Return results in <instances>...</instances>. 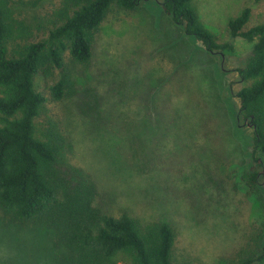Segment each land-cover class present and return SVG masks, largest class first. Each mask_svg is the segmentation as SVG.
<instances>
[{
	"label": "rangeland",
	"instance_id": "1",
	"mask_svg": "<svg viewBox=\"0 0 264 264\" xmlns=\"http://www.w3.org/2000/svg\"><path fill=\"white\" fill-rule=\"evenodd\" d=\"M28 1L8 0L13 23L42 37L59 0ZM159 1L142 0L136 11L111 8L91 61L77 65L67 56L62 100L49 93L59 72L37 76L36 89L48 99L37 129L54 125L72 144L64 155L96 186L94 207L168 223L179 261L232 264L262 227L264 176L257 192L242 179L252 163L253 128L240 116L237 94L248 83L236 69L255 43L232 37L228 23L247 7L246 29L264 23V0L193 1L206 28L234 46L223 54L187 35ZM67 174L75 190L80 176ZM65 254L45 218L18 222L0 211V264H64Z\"/></svg>",
	"mask_w": 264,
	"mask_h": 264
},
{
	"label": "trees",
	"instance_id": "2",
	"mask_svg": "<svg viewBox=\"0 0 264 264\" xmlns=\"http://www.w3.org/2000/svg\"><path fill=\"white\" fill-rule=\"evenodd\" d=\"M193 1L159 2L172 22L208 52L233 51L232 44L220 43L200 21ZM141 2L59 0L50 27L36 38L25 24L13 23L8 0H0V211L12 221L42 217L51 222L67 248L64 264H188L175 258L177 234L168 223H144L127 213L114 216L94 207L96 186L64 155L72 154V144L54 125L41 132L36 124L48 100L36 89L37 76L59 72L49 93L62 100L70 86L67 56L77 65L88 64L95 35L111 8L136 11ZM251 14L245 8L228 27L232 37L255 43L248 62L236 71L248 83L237 94L240 116L253 128L252 163L242 179L257 192L264 176V23L246 29ZM19 40L23 42L15 44ZM67 172L80 176L75 190ZM254 241L235 253L232 264L264 262V221Z\"/></svg>",
	"mask_w": 264,
	"mask_h": 264
}]
</instances>
